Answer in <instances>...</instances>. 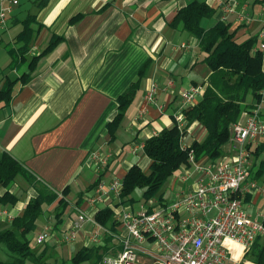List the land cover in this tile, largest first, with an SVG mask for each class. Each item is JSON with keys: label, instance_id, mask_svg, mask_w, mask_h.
<instances>
[{"label": "crops", "instance_id": "obj_1", "mask_svg": "<svg viewBox=\"0 0 264 264\" xmlns=\"http://www.w3.org/2000/svg\"><path fill=\"white\" fill-rule=\"evenodd\" d=\"M192 1L195 0H46L45 6L39 9L35 0H27L26 4L18 0L12 22L9 21L11 25L0 27V42L11 43L21 30L17 22L35 15L39 28L29 56H38V59L31 80L26 84L17 81L10 102L0 103V153H8L17 160L33 178V183H27L22 177L24 182H19L17 177L8 188L18 198L17 203L0 207L13 217L21 215L29 199L36 195L39 184L57 194L68 187L65 198L72 207L79 193L87 191L86 196L91 193L98 178L108 185L118 174L123 179L133 165L143 171L148 168L149 161L137 145L171 127L175 123L173 115L184 109L180 94L191 86L205 87L210 74L201 62L203 56L197 39L170 26L177 12ZM197 1L215 10L212 18L203 21L205 28L223 21L237 40L256 37L264 28V0ZM230 3L236 4L235 11L225 15L223 6ZM242 16L250 19L248 23L240 20ZM206 21H209L207 25ZM5 35L8 37L3 38ZM145 63L148 64L146 74L115 138L110 141L107 124L117 112L116 100L135 81ZM8 64L9 59L0 65L4 69L0 73V86L4 76L11 80L19 78V72L5 69ZM153 83L158 85V100L165 104L164 112L144 102ZM143 109L146 111L139 115ZM261 114L264 117V105ZM185 136L188 140L185 138L184 142L190 145L195 140L201 141L205 131L194 122L187 126ZM262 144L253 145L251 150ZM134 146L136 152H133ZM98 149L102 154L110 153L105 169H97L89 159L90 153ZM224 151L228 153L229 146ZM253 165L252 171H256L259 161L254 159ZM252 175L244 184L241 200L247 213L255 216L264 210V197L255 191L245 193L244 188L251 182L264 186V178L254 179ZM172 186L174 197L182 184L177 180ZM6 190L0 185V195ZM113 199L110 197L96 208L87 206L84 199L75 213L68 208L59 232L52 233L45 246L38 245L36 238L44 224L54 220L56 203L43 205L38 232L30 237L36 243L33 248L39 252L47 249L46 257L53 262H68L71 246L76 252L81 247L102 244L109 236L94 243L93 227L88 223L72 244H62L59 233L70 227L76 218V209L90 215L105 207L115 210L117 201ZM7 223L0 222V228ZM117 235H124L121 226L117 228ZM114 239L116 244L105 257L116 256L122 250L118 239ZM225 245L232 264H253L248 249L229 241ZM144 246L153 249L150 241ZM139 255V264H153L143 251Z\"/></svg>", "mask_w": 264, "mask_h": 264}, {"label": "trees", "instance_id": "obj_2", "mask_svg": "<svg viewBox=\"0 0 264 264\" xmlns=\"http://www.w3.org/2000/svg\"><path fill=\"white\" fill-rule=\"evenodd\" d=\"M35 1L39 9L45 6L46 0ZM214 14V8L205 2L195 0L181 8L171 21L172 28L182 30L197 39L199 52L203 56L201 62L208 67L210 74L198 101L182 112L186 119L184 131L179 132L174 123L144 142L143 153L149 161L148 168L143 171L138 165H133L123 176L120 195L122 205L133 206L137 202L148 203L152 199L159 203L164 201L163 193L159 194L161 188L187 162L189 150H182L180 142L187 126L196 122L205 131L201 141L195 140L189 145L195 158L215 160L226 155L224 147L231 144L232 127L260 102L264 72L262 53L257 50L258 36L237 40L234 38V32H230L229 25L223 21L205 28L203 21L212 18ZM11 20L12 16L9 21ZM17 24L21 25V30L13 41L6 45L0 42V46L4 47L9 56V64L5 69L19 72V78L16 80H11L7 76L2 78L0 103L3 104L10 102L13 86L17 81L26 84L31 80L38 59V56H29L39 28L36 16L28 15ZM147 66L145 63L141 67L135 81L116 100L117 112L107 124L110 141L115 138V132L125 112L134 100ZM3 70L0 68V73ZM260 115L264 118L262 114ZM252 153L255 161H259V168L256 171L251 169L250 177L253 174L254 179H263L264 144L257 146ZM17 177H22L29 184L33 183V178L17 160L8 153H0V185L7 189L0 195L1 206H12L17 203L18 198L8 191ZM99 182L100 178L91 189ZM35 190L36 195L29 199L22 214L14 216L6 227L0 228V249H4L8 254L7 260L0 258V264H57L46 257L47 249L39 252L31 246L30 235L43 216L42 206L54 203H56L52 213L54 222L49 225L52 233L59 232L64 215L71 207L65 198L69 189L67 187L61 194H57L39 184ZM137 191L141 192L139 199L134 198ZM86 192L77 195L76 202L71 207L72 211L84 201ZM78 210L76 209V213ZM94 218L100 226L110 230L112 236L106 237L102 244L81 247L69 259L70 264H102L103 258L116 244L114 238L120 222L116 219L114 208H102ZM65 231L62 230L59 234ZM41 246H45V242ZM249 251L253 264H264L263 237H258Z\"/></svg>", "mask_w": 264, "mask_h": 264}, {"label": "built area", "instance_id": "obj_3", "mask_svg": "<svg viewBox=\"0 0 264 264\" xmlns=\"http://www.w3.org/2000/svg\"><path fill=\"white\" fill-rule=\"evenodd\" d=\"M235 3L223 6L224 14L235 11ZM18 0H0V27L6 28ZM225 16L223 17V20ZM240 20L248 23L246 16ZM258 49L262 53L264 72V28L258 34ZM204 87L191 86L184 90L181 100L184 109L193 106L202 95ZM158 85L153 83L144 96V102L164 112L165 104L158 100ZM260 102L243 121L231 130L229 152L224 157L208 160L196 159L193 150L181 137V149L189 150L187 162L178 172L182 184L175 190L173 199L159 203L157 200L143 203L139 210L123 208L121 204L122 181L112 177L108 185L99 182L85 198L87 206L96 208L113 197L117 201L116 219L124 231L123 236L115 235L122 250L113 257H104L103 264H139V252L143 251L153 264H232L226 241L233 242L249 250L258 237L264 238V210L250 216L241 200L244 184L250 177L254 164L251 147L264 142V87L260 91ZM173 115L179 132H183L186 119L183 110ZM146 109L140 111L142 115ZM143 150L144 143L137 145ZM137 147L134 146L133 152ZM110 153L95 150L89 159L97 169H105ZM190 182V183H189ZM258 192L264 197V186L251 182L244 188L245 193ZM94 215L78 210L70 227L60 235L62 244H72L83 230L84 224L93 227L91 240L99 243L110 230L100 226ZM13 216L0 207V222H10ZM52 234L50 225L43 227L36 243L43 244ZM153 249H145L146 242ZM144 249H143V248Z\"/></svg>", "mask_w": 264, "mask_h": 264}, {"label": "rangeland", "instance_id": "obj_4", "mask_svg": "<svg viewBox=\"0 0 264 264\" xmlns=\"http://www.w3.org/2000/svg\"><path fill=\"white\" fill-rule=\"evenodd\" d=\"M21 2L24 4H26V2H27V0H21ZM208 22L209 21H206V25L208 24ZM2 33V31L0 30V34ZM12 33H13V31H12ZM11 34V33H10ZM1 37V36H0ZM3 38L4 37H8V35H5V36H2ZM4 41H6V40H4ZM6 42H8V41H6ZM9 58H8V54H7V52H6V50L3 48V47H0V65L2 64L3 65V62L4 61H7ZM187 136H184V141H185V138H186ZM188 140V138H186V141ZM147 165V164H146ZM146 165H145V167H146ZM144 168V167H143ZM147 168V167H146ZM146 168H144L145 169V171L147 170ZM121 175L122 174H118L117 175V177L119 178V179H122V178H120L121 177ZM178 176H179V174H178V172L177 173H175V174H173L168 180H167V182L163 185V187L161 188V190H160V192H159V194L160 193H163V195H164V197H166V198H171V199H173L174 197H173V193H174V186H172V184L175 182H177V180H178ZM18 180H19V182H24L23 181V179L21 178V177H19L18 178ZM12 186V185H11ZM10 186V187H11ZM9 187V188H10ZM140 193L141 192H139V191H137L136 193H135V195H134V198L135 199H139V197H140ZM155 199H152V200H150V201H154ZM142 205H143V203L142 202H137L136 204H134L133 206H126V205H123V208H127V209H133V210H139L141 207H142ZM47 221V220H46ZM51 222V221H50ZM54 222V220L52 221V223ZM45 226L46 225H49V222H46L45 224H44ZM37 232H38V226L36 227V229L33 231V233H31V237H33L34 235H36L37 234ZM34 245H36V243H35V241H31V246L32 247H35ZM76 245V244H75ZM74 246H71L70 247V249H69V258L70 257H72V255L75 253L74 252ZM5 254V255H3L2 256V259L3 260H7L8 258H7V256H8V254H7V252L3 249L1 252H0V255H2V254ZM57 264H63L62 262H57ZM64 264H70L69 262H65Z\"/></svg>", "mask_w": 264, "mask_h": 264}]
</instances>
